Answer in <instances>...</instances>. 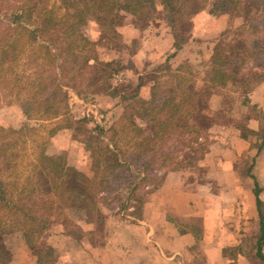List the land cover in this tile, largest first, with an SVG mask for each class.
<instances>
[{"label":"rangeland","instance_id":"obj_1","mask_svg":"<svg viewBox=\"0 0 264 264\" xmlns=\"http://www.w3.org/2000/svg\"><path fill=\"white\" fill-rule=\"evenodd\" d=\"M22 1L25 2V0H0V18H2L1 15L3 13H7V17L10 15V18H12L14 11H17V6ZM49 2L58 4L59 0H49ZM171 2L174 8L173 11L176 12V17H178L175 22L178 31L177 37H183L190 27V24L185 20V16L189 15L193 10L195 11V8H186L184 0H171ZM63 11L60 8L58 13ZM229 13L231 21L230 31L219 38V41H221L220 45H223L234 37L235 32L237 33L234 39V41H237H233L234 43L229 45V47L226 46V49L220 53V57L223 60L230 61L228 66L223 67L224 71H226L225 73H227L224 75V80L228 81V86L226 83L223 84V81L218 83L225 90H220L222 98L219 102V108L215 109V112L210 111L209 113L208 111L204 114L207 106L205 104L202 106L200 103L201 112L194 119L204 125L208 122L206 121L207 118H209L211 125L228 123L242 125L248 115L257 113L263 120V127L251 136V139H253V147L258 148L261 146L264 135V110L252 106L248 110H243L241 102L246 99L243 105L247 104V93L251 89L253 82L264 76V28L256 29L253 34H251L250 30L245 31L244 27L234 32L233 29L242 23V18L233 11ZM7 17L4 20L7 21ZM127 20L126 15H123L119 25L124 24ZM116 27L117 25L115 26L117 35L106 48L99 42L98 25L93 17H89L86 20L83 27L86 36L91 41L98 43L97 48L93 51L91 50V53L97 51L96 54L98 55V60L93 62L88 70L90 71L88 76L92 79L101 78L104 72L105 76L111 70L118 68L123 62L130 60V56L136 48V41L129 42L123 39L117 30L118 27ZM14 38L16 40V36ZM255 39L259 43L252 48L251 41ZM1 40L10 41L11 38L2 35ZM236 51H238L239 57L235 56ZM41 53L43 52L40 51L37 45H34L31 50L26 46L25 51L21 52L15 60L9 62L8 57H6L3 61H0V128L20 130L21 127L25 126L24 123L26 122V129L22 128L20 130L22 135L20 133H12L10 136L12 141L16 143L10 151L7 150L3 158L4 162H7V159L12 157L7 168L1 166L0 176L8 182L4 188L14 194L21 189L28 190L32 188L34 189L32 195L35 198H37V192H40L43 200H55L53 204V206L56 205L55 208L53 207L49 214L43 215L45 219L44 229L40 233L34 232L30 241L27 238L30 243H28L30 245L28 250L35 257L36 264L57 263L59 261L58 258L62 260L60 255L64 254L65 251L68 259H72L67 264H87L91 246L101 245L105 240L108 232L106 219L111 214H114L116 218L129 217L131 219L132 216L137 218L141 212V205L149 196L150 190L161 183L164 173L168 170L195 166L197 171L193 177L199 179L203 185L211 186V179L208 178L203 166L199 165V161L205 154L206 144L210 137L206 131H191L185 133V135L178 131L167 133L158 142L161 147H154L158 154L157 160L154 162L156 164L147 168L146 172H141L140 163L130 165L127 169L123 168L120 170L118 168V171H120L119 176L114 177V175L109 173L107 179L109 181L103 182L104 187L98 189L93 207L89 206L87 211L79 214L73 211L69 213L66 209L61 211L57 207L58 201L54 193L49 189L48 182L34 168L39 153L44 152L51 156L61 155L69 167L83 171L90 177L95 174L96 182L101 181L100 178L105 173L102 171L103 165H96L95 162L99 157L97 145H94L97 144L96 139L91 138V145H94L93 148L95 150L93 149V151L95 155L91 153L90 149H87L85 142L90 132H92L94 124L97 123L105 129L109 126H114V138L119 148L122 151L127 149L126 152H129L133 146L134 135L133 130L128 129L127 124L132 121V117L137 122L143 123V116L147 106L142 105L139 98L124 99L127 93L134 91V86L131 81L132 84L128 83L129 80L113 84L111 78L119 74L120 70H118L110 78L104 79L102 82L99 79L98 87L103 89L101 93L90 97H82L72 89H67L68 97L61 103L57 114L52 115L49 112L47 114L32 110V117L27 118L25 110L28 104H25V97L30 94L38 79L46 78L52 73V69L47 66L45 55L41 56ZM111 59L112 62L109 65L104 66L102 64ZM198 62V59L192 60L191 58L186 66H181L187 80H196L197 77H201V72H195L201 69V64H197ZM7 66L11 68H5ZM43 66L44 69L42 68ZM212 67L207 71L209 75H211ZM21 69H23L22 76L18 80L14 79V73H21ZM75 69L74 67V72ZM160 70L165 72V75L158 81L157 95L163 94V92L168 90V87L164 86L169 83L173 76L167 71L165 65L160 67ZM175 80L179 79L175 78ZM15 82L19 83L18 86L14 84ZM19 85L20 90L18 91ZM85 87L80 84L77 89L82 93L87 91ZM232 89H235L234 95L229 92ZM162 90L164 91L162 92ZM50 91V89L46 90L48 94ZM204 116H207V118ZM111 132L113 133V131ZM111 132L106 131L102 138L106 139L113 136ZM166 151L170 152L171 157L168 160H172L173 163L160 166L159 164L164 156L162 152ZM146 156L147 151H144L142 158L145 159ZM0 159L2 158L0 157ZM252 159L253 154L251 152L241 156L237 161L238 169L245 173L251 167ZM96 186L100 187V185ZM256 212L258 214L257 209ZM262 212L263 210H261ZM37 215L40 216V212H37ZM231 216L232 218L237 216L235 210H233ZM255 216L258 217L256 214ZM21 217V212L11 213L7 209H0V227L3 226L5 232H8L5 243L11 250L17 239L23 236L21 230L24 229L21 224L24 227L32 225V222L23 223ZM241 232H243L242 244L245 247L247 261H249L247 264H263L258 256L254 254V249L256 248L255 239L259 232H256L253 223L249 222L246 229L241 230ZM50 233L64 234L65 242L62 241L57 248H53L47 242V236ZM82 239L86 241L87 247L82 245ZM231 252L229 250L230 254ZM234 262L231 261L229 264H234ZM0 264H2L1 260Z\"/></svg>","mask_w":264,"mask_h":264},{"label":"crops","instance_id":"obj_2","mask_svg":"<svg viewBox=\"0 0 264 264\" xmlns=\"http://www.w3.org/2000/svg\"><path fill=\"white\" fill-rule=\"evenodd\" d=\"M212 1L206 0L204 8L185 16L190 27L183 37H177L176 12L168 9L161 0H155L154 17L144 27L134 24L132 15L125 13L128 20L117 30L123 39L136 41V48L130 60L123 62L119 74L111 78L113 84L127 80L129 84L133 83L134 91L127 93L124 99L139 98L145 105L153 94L156 97L164 95V92L157 95V88L158 81L165 75L160 67L165 65L173 76L164 87H169L174 98L182 97L181 88L188 87L192 91L197 106L192 112L193 118L201 112L200 103L207 106L204 114L219 108L220 90L225 89L219 82H213L207 71L213 66L216 48L228 42L220 45L219 38L230 31L231 21L229 12L212 8ZM191 58L198 59L197 64H201L200 71L195 72L202 75L196 80H187L181 69ZM224 83L228 86V81ZM229 92L234 95L235 89ZM251 106L264 110V76L253 82L247 93V104H242L241 108L248 110ZM262 127L260 116L251 113L242 125L210 124L200 130L210 137L199 165L211 179V186L203 185L193 177L197 171L195 166L168 170L161 183L150 190L137 218L106 216L108 232L105 240L101 245L91 246L87 264L249 263L241 230H245L249 222L253 223L256 232L261 229L256 212L255 184L259 187L258 198L263 210L264 236V135L260 149L253 147L251 139ZM250 152L253 154L252 165L242 173L237 161ZM233 210L237 213L235 218L231 216ZM62 241L65 242L62 233L47 236V242L53 248ZM261 243L264 255V237ZM82 245L87 247L83 239ZM19 250L14 252L10 264H17L21 256L22 264H35L27 248L21 245ZM60 256L62 260L58 258L54 264H67L72 260L68 259L66 251Z\"/></svg>","mask_w":264,"mask_h":264},{"label":"trees","instance_id":"obj_3","mask_svg":"<svg viewBox=\"0 0 264 264\" xmlns=\"http://www.w3.org/2000/svg\"><path fill=\"white\" fill-rule=\"evenodd\" d=\"M161 2L173 11L171 0H161ZM184 2H186V8H195V11H197L205 7L206 0H184ZM60 8L64 10L62 13H58ZM212 8L220 11H233L242 18V23L233 30L234 32L244 27L245 31L250 30L251 34H253L256 29L264 28V0H213ZM16 10L12 18H10V15L7 17V13H3L1 15L2 18H0V61H3L6 57H8L9 62L13 61L21 52L25 51L26 46L31 50L34 45H37L40 51L44 53H41V56L45 55V59H47V66L52 69L50 76L40 78L41 80L38 79L30 94L25 97V104H28L25 114L27 118H31L32 110L47 114L49 112L52 115L57 114L61 103L68 97L67 89H72L82 97H90L101 93L103 89L98 87L99 79L102 82L123 67V64H120L118 68L111 70L105 76L104 72L103 76L98 79H92L88 76V72H90L88 70L92 63L98 60L97 51L91 53V50L93 51L97 48L98 43L91 41L83 30L89 17H93L98 25L99 42L108 48V44L117 35L115 26L117 25L118 27L119 21L125 13L132 15L131 20L134 24L144 27L154 17L156 7L155 0H59L58 4L50 3L49 0H25V2L19 3ZM195 11L193 10L189 15ZM5 17H7V21L4 20ZM172 20L174 21V19ZM2 35L10 37L11 40L2 41ZM14 36H16V40ZM236 36L237 33L235 32L234 37L225 46L217 47V50H214L213 67L210 76L213 82L225 81L224 75L227 73H225L226 71H224L223 67L228 66L230 61L223 60L220 57V53L223 49H226V46L229 47V45L237 41H234ZM258 43L257 39L251 41V47L257 46ZM235 56L239 57L238 51H236ZM111 62L112 59L102 64L105 66ZM74 67L76 68L75 72L73 71ZM5 68L10 69L11 67L7 66ZM42 68L44 69V66ZM21 70V73H14V79L18 80L22 76L23 69ZM14 84L18 86L19 83L15 82ZM80 84L86 86L87 91L80 93L81 91L77 89ZM48 89L51 90L49 94L46 92ZM181 89L180 95L182 97L179 96L178 98L172 96L169 92V87L164 92V95L156 97L153 94L151 99L145 102L147 110H145L143 116L144 125L131 116L133 119L129 121L127 127L133 130L134 138L132 149L129 152H126L127 149L122 151L119 148L114 138V126H109L105 129L97 123L94 124L92 132H90L85 142L87 149H90L94 155L93 146L97 145L99 157L95 162L96 165H103L102 171L105 173L101 176V181L96 182L95 174L90 177L83 171L69 167L61 155L51 156L40 152L34 168L48 182L49 189L54 193L58 201L57 207L61 211L66 209L69 213L73 211L79 214L87 211L89 206H94L96 193L98 189L104 187L103 182L109 181L107 180L109 173L114 175V177H118L120 172L118 168L120 170L123 168L127 169L130 165L137 163L141 164V172L144 173L147 168L155 165L156 163L154 162L157 160L158 154L154 147H161L158 142L167 133L178 131L185 135V133L191 131L205 130L211 123L209 118L204 116L207 118L206 121H208L205 125L200 124L193 118L192 112L197 106L194 97L191 96L192 91L188 87ZM19 90L20 85L18 87ZM245 100L243 99L241 104H244ZM24 124L25 126L21 127L20 130L22 128L26 129V122ZM0 130L1 172V168H7L12 158L4 162L3 158L7 150L10 151L16 143L12 141L11 134L20 133L22 135V132L4 128H0ZM106 131H113V133L111 132L113 136L106 139L102 138ZM91 138L96 139L97 144L91 145ZM260 147L257 149H260ZM144 151H147L145 159L142 158ZM162 155L164 156L159 164L160 166L173 163L172 160H168L171 157L169 151L162 152ZM249 169L250 167L247 171ZM7 184L8 182L0 176V209H7L11 213L21 212V221L26 224L32 222V225L24 227L21 224L24 229L21 230L23 236L17 239L12 250L5 243L8 232H5L3 226L0 227V260L2 264H10L14 254L20 251L21 245L29 251V241L33 233H40L44 229L45 219L43 215L49 214L52 208L56 206H53L55 200H43L40 192H37V198H35L32 195L34 191L32 188L28 190L21 189L14 194L4 188ZM96 185H100V187ZM258 191L259 187L255 184L254 194L261 225L260 232L256 238L255 249L256 255L264 264V255L261 252V238L264 237L262 232L263 215L260 209ZM25 209L26 211L24 212ZM37 212H40L41 215H37ZM27 238H29V241ZM29 256L33 258L36 264L35 257L30 251ZM21 258L22 256L18 258L17 264L23 263Z\"/></svg>","mask_w":264,"mask_h":264}]
</instances>
